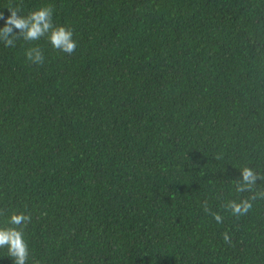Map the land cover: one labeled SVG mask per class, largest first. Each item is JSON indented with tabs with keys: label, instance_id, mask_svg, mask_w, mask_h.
I'll list each match as a JSON object with an SVG mask.
<instances>
[{
	"label": "trees",
	"instance_id": "16d2710c",
	"mask_svg": "<svg viewBox=\"0 0 264 264\" xmlns=\"http://www.w3.org/2000/svg\"><path fill=\"white\" fill-rule=\"evenodd\" d=\"M17 4L50 6L76 40L0 42V226L29 216L26 264H264V198L225 207L264 190V0L0 12ZM244 166L259 177L236 192Z\"/></svg>",
	"mask_w": 264,
	"mask_h": 264
},
{
	"label": "clouds",
	"instance_id": "9594fccd",
	"mask_svg": "<svg viewBox=\"0 0 264 264\" xmlns=\"http://www.w3.org/2000/svg\"><path fill=\"white\" fill-rule=\"evenodd\" d=\"M8 15L0 12V42L5 46L13 45L14 38L20 36L25 41H35L42 36H46L48 43L54 49L62 52H72L76 46L73 39V31L70 27L60 24H53L52 8L43 5L23 13L19 4L7 8ZM24 55L29 62L41 63L44 59L42 50L38 45L28 47ZM240 170L239 182L235 184V191L242 192L252 189L259 177V173L249 166H244ZM264 198V190L253 192L248 198L228 200L225 207L232 214L240 215L252 207V200ZM205 211H208L205 207ZM213 218L219 223L222 220L218 212L212 213ZM29 216L23 212H12L7 217V224L0 226V250L6 252L11 259V264H26L28 256V244L25 241L21 229L28 222ZM224 239L228 240L225 233Z\"/></svg>",
	"mask_w": 264,
	"mask_h": 264
}]
</instances>
